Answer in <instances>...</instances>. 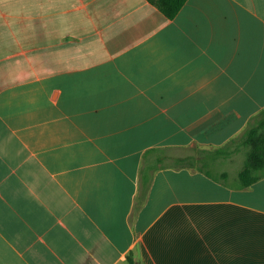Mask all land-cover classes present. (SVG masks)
Here are the masks:
<instances>
[{
    "label": "crops",
    "instance_id": "0c3cea01",
    "mask_svg": "<svg viewBox=\"0 0 264 264\" xmlns=\"http://www.w3.org/2000/svg\"><path fill=\"white\" fill-rule=\"evenodd\" d=\"M262 109L264 0H0V264H264Z\"/></svg>",
    "mask_w": 264,
    "mask_h": 264
},
{
    "label": "trees",
    "instance_id": "16d2710c",
    "mask_svg": "<svg viewBox=\"0 0 264 264\" xmlns=\"http://www.w3.org/2000/svg\"><path fill=\"white\" fill-rule=\"evenodd\" d=\"M158 8L168 19L174 18L186 0H147ZM238 143L248 149L246 159L240 171L238 180L241 187H247L264 176V109L255 114L246 124L244 129L230 141ZM179 149H156L158 157L156 166L159 168L167 163L175 167H188L198 169L212 176L211 167L214 158L228 154L223 149H203L197 146L180 148V150L194 151L192 154L177 155L172 151ZM223 153V155H221ZM225 177V174L222 177ZM141 185L146 190L149 178L141 177Z\"/></svg>",
    "mask_w": 264,
    "mask_h": 264
},
{
    "label": "rangeland",
    "instance_id": "374dc122",
    "mask_svg": "<svg viewBox=\"0 0 264 264\" xmlns=\"http://www.w3.org/2000/svg\"><path fill=\"white\" fill-rule=\"evenodd\" d=\"M227 149V148H226ZM226 149H224L225 151H226ZM223 150V151H224ZM240 152H239V155H237V159H240V158H242V160H243V163L241 164V167L243 166V164H244V161H245V159H246V155H247V151H248V149L246 148V147H241L240 149ZM224 151V152H225ZM173 153H177V155H182V154H193L194 153V151L193 152H191L190 150H174V151H172ZM226 153H227V151H226ZM221 155H223V153H221ZM240 167V168H241ZM211 171L213 172L214 170H217V166L216 165H213L212 167H211Z\"/></svg>",
    "mask_w": 264,
    "mask_h": 264
}]
</instances>
